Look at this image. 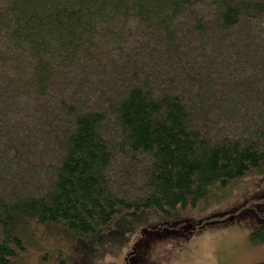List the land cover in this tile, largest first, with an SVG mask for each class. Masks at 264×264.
Masks as SVG:
<instances>
[{"label":"trees","instance_id":"1","mask_svg":"<svg viewBox=\"0 0 264 264\" xmlns=\"http://www.w3.org/2000/svg\"><path fill=\"white\" fill-rule=\"evenodd\" d=\"M261 169L264 0H0V264Z\"/></svg>","mask_w":264,"mask_h":264},{"label":"rangeland","instance_id":"2","mask_svg":"<svg viewBox=\"0 0 264 264\" xmlns=\"http://www.w3.org/2000/svg\"><path fill=\"white\" fill-rule=\"evenodd\" d=\"M263 224L261 169L211 186L172 217L156 209L120 212L97 234L67 245L60 234L47 241L36 231L29 259L33 264L38 252L58 243L69 264H257L264 262V244L252 245L249 237Z\"/></svg>","mask_w":264,"mask_h":264}]
</instances>
